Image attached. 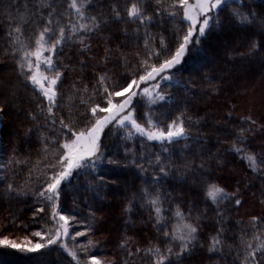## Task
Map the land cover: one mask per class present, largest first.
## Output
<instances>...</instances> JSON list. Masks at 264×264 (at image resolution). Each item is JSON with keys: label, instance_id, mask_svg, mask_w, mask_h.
I'll return each mask as SVG.
<instances>
[{"label": "trees", "instance_id": "1", "mask_svg": "<svg viewBox=\"0 0 264 264\" xmlns=\"http://www.w3.org/2000/svg\"><path fill=\"white\" fill-rule=\"evenodd\" d=\"M79 2V0H78ZM130 0H91L92 7L88 9L91 15L107 19L108 23L102 25L100 30L87 34L84 42L89 44L90 50L83 51L79 37L70 39L62 51L54 55L57 63L71 66V71L65 73L63 84L59 91L62 96L67 97L73 92V84L81 88L87 85L89 92L96 82L95 73L107 71L109 84H123L136 66L137 60L134 52L139 51V45L143 40L135 39L136 24L125 21L113 20L110 6L118 4L124 8ZM171 0H165L170 3ZM31 8L38 4L39 0H0V104H6L7 87L14 84L17 92L15 103L7 107L0 115V236L11 239H23L27 237L32 242L44 243V239L33 235L36 231H47L52 228V223L47 218L49 211L46 204L39 200L35 193L41 186L37 183L36 173L44 159L48 158L44 151L45 141L43 136H51L47 126L43 125V117L37 122L29 119L27 113L36 111L37 104L44 106L47 101L41 99L37 91L33 90L30 82L25 86L20 83L23 79L17 76L11 52L5 54L9 49V37L7 33L14 26L12 20L19 23V14L24 13V5ZM70 0H56V8L62 14V23L68 19L75 21V13L68 8ZM244 3L255 9L256 12L264 11L261 0H244ZM232 8H239L236 2L231 4ZM247 10V9H244ZM46 11V10H45ZM228 9L220 13L222 19H226ZM8 15H5V13ZM151 12V9H149ZM157 25L160 21L157 20ZM180 27L179 20L165 21L162 26H150L152 35L162 34L166 39H171L173 26ZM128 29L126 35L123 31ZM167 30V31H166ZM32 29L25 26V36ZM143 32V29H141ZM24 39V37H21ZM261 40L257 33L236 25H225L215 29L206 40H201L203 53L195 57H186L181 72L174 73V78L181 79L190 90L175 83L161 81L160 90L171 94L172 103H165L163 107L145 109L152 111L154 118L160 116L168 119V112L175 115L184 111L192 120L199 121L196 125L186 122L185 127L193 134H199L197 141H184L174 144L169 148L172 152L171 160L175 167L170 168L158 187L170 194L162 207L164 217L169 221L167 229H160L157 233L156 221L151 219L154 215L146 206H141L137 199L133 203L131 212H126L125 207L131 199L132 193L138 192L144 185L145 175H157L152 167L145 161L138 160L137 163H145L147 173H139L128 160L125 159L123 151L112 155V159L118 161L116 164H108L107 161L101 165L99 175L106 182L102 189L93 192L87 187L88 181L95 183L93 176L86 173L77 176L73 173L70 182L62 185L61 206L65 215L76 216L80 223L70 221V232L84 231L86 225H92L93 231L84 237H78L76 244L85 243L91 239L97 243V247L89 254H95L106 260L121 261L126 258V253L119 249V244L125 238L133 241L132 250L136 246L147 248L151 245H160L163 250L166 242L162 241V233L171 231V224L176 221L173 213L177 206L185 213L191 215V223L198 226V243L184 258L175 261V264H237V252L230 249L240 247L237 237L243 229L249 228L250 218L253 216L264 217V170L253 172L245 161L229 150L230 145L236 142L234 135L228 134V130L249 125L241 120V117H251L256 121L252 125L254 131L250 134V151L258 150L264 144V48L255 54L249 53L250 39ZM159 47V44H156ZM111 50L110 58L104 62L105 49ZM118 50L127 54V64L118 55ZM83 60L85 63L81 64ZM82 82V83H81ZM258 90L257 96H251V92ZM88 99L87 96L84 97ZM99 103V96L94 101ZM59 108H54L59 125V117L63 116L67 122L68 106L65 99H58ZM103 106V105H102ZM73 111L83 113L85 106L79 103V97H74L72 102ZM231 113V116L228 114ZM80 127H83V118L75 117ZM143 123V121H140ZM39 126V129H38ZM28 128H32L30 134H25ZM107 131V130H106ZM118 143V141H117ZM188 143L190 148L182 151L183 145ZM131 147V143L129 144ZM167 146V145H165ZM52 151H56L58 145H49ZM138 152L145 155L159 153L161 159L168 162L167 153L161 151L158 142H147L144 148L136 145ZM13 155L17 156L22 163H11ZM185 158L192 162L188 171H184ZM131 159V157H129ZM219 161L217 165L216 161ZM205 165V171H199L200 164ZM179 168V171L176 168ZM31 172V177H29ZM216 183L228 193L239 190L236 198L241 199V204L236 206L233 199L222 200L219 204L206 201L203 185L205 183ZM18 186V191H9L8 185ZM23 191L24 195L18 194ZM44 207L45 212L40 217L34 218L33 212ZM221 213L222 217L217 215ZM94 214V218L92 216ZM131 218V223H128ZM198 218V219H197ZM242 222V223H240ZM264 224V221H261ZM27 227H24V226ZM47 225V228H45ZM223 229L221 240L224 247L222 250L209 251L210 237L215 236L218 229ZM252 233L245 237L250 239ZM264 238V237H262ZM69 248H73L71 239L66 241ZM255 244L256 241H253ZM175 248V246L173 245ZM77 255L81 261L85 259L83 253L78 249ZM14 255L5 257L6 264H74L71 257L59 245L51 246V250L41 249L45 254L37 256L35 253H20L11 250ZM175 260V258H173ZM150 264V261L141 253L135 259L134 264Z\"/></svg>", "mask_w": 264, "mask_h": 264}, {"label": "snow or ice", "instance_id": "2", "mask_svg": "<svg viewBox=\"0 0 264 264\" xmlns=\"http://www.w3.org/2000/svg\"><path fill=\"white\" fill-rule=\"evenodd\" d=\"M233 2L238 3L240 7L232 8ZM261 4H264V0H261ZM55 5L56 0H39V3L31 8L26 3L23 14H19L17 10L19 23L9 17L14 26L7 33L9 49L5 50V54L11 52L15 72L17 76L23 78L20 83L27 86L30 82L33 90L38 92L41 99L47 101L44 106L37 104L36 111H29L27 115L34 123L39 117H43V125L47 126L52 133L51 136L42 135L45 141L43 151L48 157V162L45 163V171L40 177L42 185L35 193V196L42 200L49 209L47 218L52 223V228L33 233L40 239L46 237L44 243L38 240L33 244L25 237L24 243L20 244L15 240H10L7 236H0V264H6L4 258L15 254L11 251L13 249L20 253H35L37 256H42L45 253L40 250H51L53 245L62 247L74 264H134L136 257L141 253L150 261V264H175V261L183 259L185 254H189L198 243V226L190 222L191 215L186 217L179 206L173 213V219L176 222L171 224V231L165 230L162 233L161 239L166 242L163 250L157 244L147 248L136 246L133 251V241L131 238H125L118 247L126 253V258L122 262L115 259L106 260L98 255L89 254L97 247V243L93 240L86 239L85 243H75L78 237H84L86 233L90 234L93 227L89 224L85 226L84 231H69L70 221L80 222L77 221L76 216L64 214L61 206L62 185L70 182L73 173L77 176L86 173L93 176L95 181L94 184L92 181L86 182L87 187L97 192V189H102L106 184L103 177L99 175L101 165L105 161L108 164L119 163L112 159L111 154L122 150L125 159L139 173L148 172L145 163L158 173L143 177L144 185L139 188L138 192L132 193L125 211L131 212L133 203L139 199L141 206H146L154 213L151 219L156 221L154 227L157 233L160 229H167L169 221L164 217L162 205L166 198H170V194L162 191L158 185L167 177L169 169L175 167L170 159L172 152L169 148L181 140H199V134H193L185 127L186 122L196 125L199 121L192 120L184 111L175 115L169 111L168 119H162L160 116L154 118V113L145 109L163 107L165 103L173 102L171 94L160 90L161 81L175 83L190 90L189 85L182 83V77L181 79L174 78V73L181 72V68L177 66H182L186 57L191 58L203 53L201 40H206L215 29L227 24L251 30L253 36L258 33L261 40L250 39L249 53L255 54L259 49L264 48V11L256 12L255 9L246 5L244 0H171L167 4L165 0H130L123 9L118 4H113L110 6L111 18L115 21L127 20L135 23L137 26L134 30V38L143 40L142 45H139L140 50L133 54L137 60L135 70L129 74L123 84H109L110 76L107 71L95 73L96 82L91 92L87 85L82 84L81 88H77L74 83L72 94L64 97L59 89L63 84L65 73L72 69L70 65L57 63L54 55L62 51L70 39L77 36L82 50L85 52L90 50L91 46L84 42V37L99 31L101 26L106 25L108 21L103 14L100 18L91 15L88 11L93 6L91 0H79V2L70 0L68 8L75 13L77 19L75 21L68 19L62 23V14ZM225 9L229 10L228 15L226 19H222L220 13ZM5 15L8 13L6 12ZM165 17L168 20L178 19L180 24V27L173 26L170 40L162 34L154 36L150 32V26H162ZM157 20L161 22L160 25H157ZM25 26L32 29L28 36H25ZM123 31L126 35L128 34L127 28ZM157 43L159 47L156 46ZM110 55L111 50L106 48L103 61L106 62ZM118 55L127 64V54L118 50ZM80 63L85 62L81 60ZM42 65L46 68V72L41 71ZM142 84L145 86L141 87ZM6 87L7 103L0 104V115L6 111L7 107L15 103L16 86L11 84ZM77 96L79 103L85 106L83 113L73 111L72 102ZM85 96L88 97L87 100ZM97 96L100 102H91ZM58 99L66 100L68 120L66 122L65 118L60 116L57 126V118L53 110L60 107L57 103ZM228 115L231 116V113ZM77 116L83 118V127H80L75 119ZM240 119L249 126L232 130L224 126L228 134L234 135L235 140L239 142V145L233 142L229 150L245 161L253 172H260L264 170V144L256 151L249 150L252 147L249 143L250 134L254 131L252 125H255L256 121L250 116ZM141 120L143 123L140 122ZM31 132L32 128H28L25 134ZM147 142H158L161 145V151L167 153L168 162L165 163L159 153L145 155L137 151V144L140 148H144ZM50 144L59 147L53 152L49 147ZM189 148L190 145L185 143L182 151ZM138 160L145 161V163H137ZM10 162L22 163L24 161H20L17 156L13 155ZM216 163L219 165L220 162L217 160ZM191 165L192 162L185 158L184 171H188ZM176 170L179 171V168L177 167ZM199 171H205L203 163L199 165ZM31 175L29 172V177ZM203 189L206 201L218 205L222 200L233 199L236 206L241 204V199L236 198L239 190L228 193L214 182L205 183ZM8 190L18 191V186L14 187L9 184ZM18 194L26 193L19 191ZM44 212L45 208L39 207L33 212V217L38 218ZM217 215L222 217L219 212ZM92 216L94 218V214ZM261 221H264V217H251L249 228L243 229L237 237L240 247L230 249L236 251L238 257L242 256L237 264H264V238H262L264 237V224ZM128 223H131V218ZM223 231L222 228L218 229L216 235L210 237L209 251L223 249L224 244L220 238ZM249 232L252 233L251 238L245 239ZM69 239L73 241V248H69L66 242ZM253 241L256 243L254 244ZM74 248L84 254L83 261L80 260Z\"/></svg>", "mask_w": 264, "mask_h": 264}, {"label": "rangeland", "instance_id": "3", "mask_svg": "<svg viewBox=\"0 0 264 264\" xmlns=\"http://www.w3.org/2000/svg\"><path fill=\"white\" fill-rule=\"evenodd\" d=\"M45 55H47V53H45ZM41 71H45L46 72V68L43 65L41 66ZM144 86L145 85H143V84L141 85V87H144ZM258 93H259V91L256 90L254 92H251L250 94H251V96H253V95L257 96ZM0 125H2L1 122H0ZM46 162H48V158L44 159V161L41 162L39 167H38V170H37V173H36V179H35L37 181L35 186H37V187L42 185V181H41L40 177L42 176L43 172L45 171L44 165H45ZM9 239L10 240H15L17 243H20V244L24 243L23 239H11V238H9ZM32 243L34 244L36 242H32ZM40 243H42V242H40ZM29 246H31V245H29Z\"/></svg>", "mask_w": 264, "mask_h": 264}, {"label": "water", "instance_id": "4", "mask_svg": "<svg viewBox=\"0 0 264 264\" xmlns=\"http://www.w3.org/2000/svg\"><path fill=\"white\" fill-rule=\"evenodd\" d=\"M0 128H1V125H0ZM1 133V132H0ZM0 136H1V134H0ZM0 146H1V141H0ZM0 154H1V147H0Z\"/></svg>", "mask_w": 264, "mask_h": 264}]
</instances>
